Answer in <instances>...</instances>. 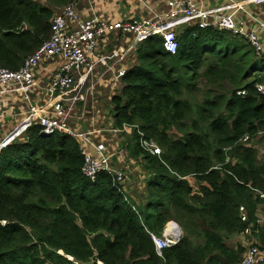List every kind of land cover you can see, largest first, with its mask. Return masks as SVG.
Listing matches in <instances>:
<instances>
[{"label":"trees","instance_id":"obj_1","mask_svg":"<svg viewBox=\"0 0 264 264\" xmlns=\"http://www.w3.org/2000/svg\"><path fill=\"white\" fill-rule=\"evenodd\" d=\"M71 1L0 0V70H19ZM178 43L171 55L161 37L141 40L111 101L114 125L135 128L125 147L143 168L141 203L107 173L86 178L74 138L32 125L0 153V264H241L248 248L227 243L241 235L264 252V158L252 145L264 132V54L195 25ZM171 221L184 237L159 257L150 233Z\"/></svg>","mask_w":264,"mask_h":264},{"label":"built area","instance_id":"obj_2","mask_svg":"<svg viewBox=\"0 0 264 264\" xmlns=\"http://www.w3.org/2000/svg\"><path fill=\"white\" fill-rule=\"evenodd\" d=\"M80 1L82 0H72L54 15L50 38L25 59L19 70H0V88L5 92L13 90L21 94L27 110L25 118L10 134L0 140V153L13 142L24 138L27 130L37 124L42 137L62 133L77 141L84 156L83 174L86 178L95 181L100 173H107L125 192L127 173L114 165L113 155L107 145L94 142V132L81 131L71 124L74 113L73 101L68 100L69 92L77 85H80L79 91L83 90L89 79L94 78L96 52L115 35L132 38L134 46L143 39L159 36L163 39L165 51L175 55L179 48L178 29L195 25L200 29L230 32L242 38L258 56H261L264 54V42L261 38L264 33V19L259 20L256 16L249 15L253 24L248 26L238 21L235 14L239 11L245 12L247 5L262 8L264 0L232 1L226 7L214 9H203L195 0H168L167 9L160 14L149 18L118 21L99 17L82 19L77 10ZM125 54L119 58L120 61L124 59ZM55 62L58 63L57 68L45 79H40L43 67ZM114 69L115 65L111 64L102 73H112L115 80H121L127 71L123 67L117 72ZM103 77V74H100L97 81L90 85L88 91L91 94L95 84ZM257 90L264 95V85H257ZM38 98L44 100L40 103ZM20 111L22 112V109ZM134 129V126L124 124L121 128H112L110 131L115 134H131ZM259 135L264 136V132ZM141 147L151 154L161 155V149L154 142L144 140L143 136ZM257 194L264 200V192L257 191ZM150 235L158 256L162 257L163 250L177 245L184 237V232L179 224L171 221L165 225L162 233ZM241 264H264V252L255 245L249 246Z\"/></svg>","mask_w":264,"mask_h":264},{"label":"crops","instance_id":"obj_3","mask_svg":"<svg viewBox=\"0 0 264 264\" xmlns=\"http://www.w3.org/2000/svg\"><path fill=\"white\" fill-rule=\"evenodd\" d=\"M197 5L203 9H214L218 7H226L232 1L235 2H243L246 0H195ZM167 2L168 0H82L78 3L77 10L78 14L82 19H89L93 17H99L104 20L109 21H118V20H125L129 18H149L154 14H160L167 9ZM60 9L56 10L58 13ZM249 15L256 16L259 20L264 19V7H256L254 5H247L246 11H239L235 14V17L238 21L244 22L246 25L250 26L253 24V20L250 18ZM262 41L264 42V33L261 34ZM134 41L130 37H123L120 35L112 36L111 39L101 47L98 52H96V66H95V76L94 80L98 79L100 74H103L102 80H100L97 84H95V88L92 91L93 93L90 94L88 91L87 94L91 95L90 99L88 97H84L81 95V91H79V87L75 86L71 92H69L68 100L73 101V113L74 117L71 120V124L75 128L81 129V131L94 132L92 138L94 142L105 143L109 148L111 153H114L117 156L115 157L113 154V161L114 165L118 168L126 169L125 172L130 171L133 174V178L137 176L135 175L136 172H143V168L141 165L137 163L136 160L131 158L128 155L127 148L125 145L127 144L128 140L131 139L132 133H122V134H115L110 130L112 128H118L114 124V118L112 113V106L111 101L112 97L118 94L122 84L120 80H115L111 74L104 75L102 73L103 70L106 69L107 66H111V64L115 65V71L117 72L122 67L128 69L131 65L136 62L135 57V50L136 46L133 45ZM131 48L128 53L125 51ZM125 57L122 61L119 58L124 54ZM57 62L49 63L43 67L42 72L40 73V79H45L47 76L53 72L55 68H57ZM107 65V66H106ZM51 66H54L52 69ZM90 78L89 80H91ZM86 86H90V83H87ZM84 87L85 91L87 87ZM0 90H2L0 88ZM1 92V91H0ZM106 92V93H105ZM105 93V96H103ZM9 92H4L3 95L0 94V129H3L2 135L0 136V140L5 137L8 133L10 128H14L19 122L20 117L22 119L26 116V108L24 106L23 98L21 97H14L13 99L10 98ZM21 95V94H20ZM5 96V97H3ZM94 96V97H93ZM109 97L110 101L109 104L107 102V98ZM93 97V98H92ZM67 99V98H66ZM93 99L94 104L98 106H91L89 105L90 100ZM43 98H38L37 101L41 103ZM99 101H101L99 103ZM103 101V102H102ZM4 102L6 106L4 108ZM22 109V112L20 111ZM15 112L18 113L20 117H14L12 120H9L7 123L4 120H1L3 115L6 117H13ZM81 119L79 120V117ZM7 118V119H8ZM85 124L83 125V129L78 127V124ZM7 125L6 129L5 126ZM9 127V128H8ZM85 129V130H84ZM96 131L98 133H96ZM1 132V130H0ZM110 136H109V135ZM109 138L106 139V137ZM116 138V140H114ZM20 138L19 140H22ZM112 141H119L117 142V151L115 152L114 148H111V145L108 143ZM127 158L130 163H134V169L127 170L125 159ZM119 162H118V161ZM134 171H136L134 173ZM142 174V173H141ZM134 178V179H136ZM140 181V176L138 177ZM130 182V181H129ZM137 183V182H136ZM135 188L140 189L141 195L137 196L134 191V185L130 183L125 184V192L127 196H130L137 204H140L142 201V197L144 196L145 187L142 182H138L137 187Z\"/></svg>","mask_w":264,"mask_h":264},{"label":"rangeland","instance_id":"obj_4","mask_svg":"<svg viewBox=\"0 0 264 264\" xmlns=\"http://www.w3.org/2000/svg\"><path fill=\"white\" fill-rule=\"evenodd\" d=\"M128 51H129V49H127L125 52L126 53H128ZM51 68L53 69L54 68V66H51ZM97 80H94V78L93 79H91V80H89V83H90V85L92 84V83H94V82H96ZM86 86V84L84 85V87ZM84 87L82 88L83 90H81V95H83L84 97H88V100L90 99V97H91V95H89V94H87V92H88V89H89V87L90 86H86L87 87V90L85 91V89H84ZM2 89V88H1ZM1 92H0V94L1 95H3L4 94V89H2V90H0ZM6 92H8V91H6ZM9 93L11 94L10 95V98L11 99H13L14 97H21V95L19 94V93H17L16 91H13V90H11V91H9ZM106 93V92H105ZM105 93H103V96H105ZM91 94V93H90ZM3 97H5V96H3ZM94 97V96H93ZM92 97V98H93ZM108 97V96H107ZM107 100V102L106 103H108L109 104V101H110V99H109V97L106 99ZM94 102L95 101H93V99H91L90 100V102H89V105H91V106H98V105H95L94 104ZM101 101H99V103H100ZM103 102V101H102ZM6 103L7 102H4V108L5 107H7L6 106ZM8 108V107H7ZM1 111V110H0ZM15 115L13 116V117H6L5 115H3V117L1 118V120H4L6 123L9 121V120H12L14 117H20L19 115H18V113L17 112H15L14 113ZM8 118V119H7ZM22 120V118L20 117V120H19V122ZM19 122H17V124L19 123ZM83 125H85L84 123L83 124H81V123H79L78 124V127H80V128H82L83 127ZM16 126V125H15ZM0 127H2V126H0ZM6 127H7V125L5 126V129H6ZM9 128V127H8ZM79 129V128H78ZM83 129V128H82ZM1 130V132H0V134L2 135V133H4L3 132V129H0ZM79 130H81V129H79ZM85 130V129H84ZM13 131V128H10L9 129V131H8V133L6 134V135H8V134H10L11 132ZM0 135V136H1ZM5 135V136H6ZM109 135V134H108ZM110 136V135H109ZM109 136H107L106 137V139L107 138H109ZM114 140H116V138L114 139ZM117 142H119V141H112V142H110V143H108L109 145H111V148H114L115 149V152H119V150L117 151V149H116V147H117ZM252 145L255 147V148H257V150H258V153H259V157H260V159H263L264 158V136L263 135H258V137H256L255 138V140L253 141V143H252ZM114 153H112V155H113ZM114 156L116 157L117 155H115L114 154ZM117 159H119V157L117 156ZM125 159V158H124ZM118 161V160H117ZM119 162V161H118ZM125 164H126V166H127V170H129V169H134V167H135V164L134 163H130L129 161H128V159L126 158L125 159ZM126 170V169H125ZM136 171H134V173H135ZM141 173L142 172H136L135 173V175L137 176V178L136 177H134V178H136V179H134L133 178V174H131L130 173V171H127V182L128 183H130L131 185H134V190H136V191H134L135 192V194L137 195V196H140L141 195V193H140V191H138V190H140V189H137V188H135V186L137 187V185H138V182H140L139 181V176H141ZM130 181V182H129ZM137 182V183H136ZM191 182L194 184V181L193 180H191ZM259 222H260V224H264V209H260V211H259ZM227 243H228V245H230V246H239V245H242L244 248H249V246H251V245H253L255 242H254V239L252 238V237H250V236H243V235H241V236H235V237H232V238H230V239H228L227 240Z\"/></svg>","mask_w":264,"mask_h":264},{"label":"water","instance_id":"obj_5","mask_svg":"<svg viewBox=\"0 0 264 264\" xmlns=\"http://www.w3.org/2000/svg\"><path fill=\"white\" fill-rule=\"evenodd\" d=\"M44 137H48V136H45V135H43Z\"/></svg>","mask_w":264,"mask_h":264}]
</instances>
